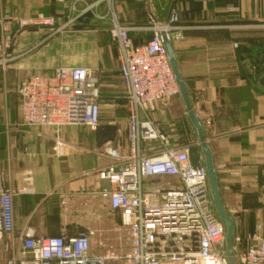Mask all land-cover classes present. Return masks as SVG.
Returning <instances> with one entry per match:
<instances>
[{
    "label": "crops",
    "instance_id": "0c3cea01",
    "mask_svg": "<svg viewBox=\"0 0 264 264\" xmlns=\"http://www.w3.org/2000/svg\"><path fill=\"white\" fill-rule=\"evenodd\" d=\"M112 5L126 26L145 25L149 13L165 23L171 8L178 10L184 39L172 46L196 117L202 127L206 120L212 122L203 131L222 204L237 234L254 233L264 222V87L259 84L264 75V0H113ZM107 11L106 5L99 9L101 15ZM67 12L63 0H0V17H61ZM66 22L64 16L61 23ZM102 25L111 28L109 19L88 17L64 33L24 30L12 50L15 60L0 70V183L15 192L17 234L32 228L38 237L53 238L62 229L69 236L86 228L112 229L109 206L99 195L109 186L97 171L113 162L104 155L106 150L127 153V110L121 100L119 118L126 122L119 127L102 123L117 127L112 143L99 147L98 131L86 127L62 128L58 133L66 146L58 156L57 131L26 127L16 95L18 85L35 75H50L59 68H104V48L94 47L99 38L94 29ZM142 36L131 33L135 45L146 40ZM98 84L101 90L99 79ZM123 95L119 78V99ZM151 118L162 124L173 145L196 148L204 160L181 97L160 106ZM61 195L68 197L66 208ZM116 216L114 227L120 221Z\"/></svg>",
    "mask_w": 264,
    "mask_h": 264
},
{
    "label": "built area",
    "instance_id": "2783aa9c",
    "mask_svg": "<svg viewBox=\"0 0 264 264\" xmlns=\"http://www.w3.org/2000/svg\"><path fill=\"white\" fill-rule=\"evenodd\" d=\"M63 1L68 12L61 17H0V70L15 60L12 50L24 30L49 28L57 34L88 17L110 20L127 110L128 150H106L113 162L97 173L109 186L99 195L120 221L111 235L90 228L76 236L62 229L53 238L38 237L32 228L17 234L15 192L0 183V243L6 264H229L226 225L216 213L204 160L199 156L201 167L194 168L189 148L173 145L162 124L151 118L160 106L181 97L163 42V34L171 44L184 39L178 10L171 8L165 23L149 13L145 25L126 26L117 19L113 0ZM103 5L105 15L99 13ZM64 16L67 22L62 24ZM133 32L150 37L135 45ZM16 95L26 127L57 131L58 156L66 146L59 130L86 127L97 132L103 102L118 108L116 99L102 97L94 70L83 67L32 76L18 85ZM211 125L206 120L203 127ZM60 200L66 208L68 197L61 195ZM232 251L237 264H264V222L252 234L236 233Z\"/></svg>",
    "mask_w": 264,
    "mask_h": 264
},
{
    "label": "water",
    "instance_id": "95a60500",
    "mask_svg": "<svg viewBox=\"0 0 264 264\" xmlns=\"http://www.w3.org/2000/svg\"><path fill=\"white\" fill-rule=\"evenodd\" d=\"M86 23H88V21H86ZM163 42H164V46L166 48V51L169 57L171 68L173 70V73L180 87L181 98L184 101L186 110L188 112L189 119L192 125L194 126L197 132V135H198L199 146L204 156V166L207 170L210 192H211V196H212V200L214 203L216 213L218 217L220 218V220L226 225V254L228 257V261H229V264H237L235 257L233 255V251H232L234 236H235V223H234L233 218L226 212L222 204L221 196H220L219 189H218L217 174H216L214 164H213L212 153L205 139L203 127L193 111L190 98H189V94L187 91V87L180 73L177 59L174 54L173 46L165 34H163ZM259 84L264 87V75L260 79ZM116 134H117L116 126L101 125L98 128L99 147H102L103 145L107 143H112L115 140ZM189 158L194 168L201 167V164L199 163L198 150L196 148L189 149Z\"/></svg>",
    "mask_w": 264,
    "mask_h": 264
},
{
    "label": "rangeland",
    "instance_id": "374dc122",
    "mask_svg": "<svg viewBox=\"0 0 264 264\" xmlns=\"http://www.w3.org/2000/svg\"><path fill=\"white\" fill-rule=\"evenodd\" d=\"M150 8V7H149ZM148 13V12H147ZM98 25V24H97ZM93 31V30H92ZM98 33L99 38H95L94 47H103L105 52V67H98L94 70L96 77L100 80L101 95L105 99H116V105L118 108L114 110L110 104L106 101L103 102V114L102 123H114L119 127V124L123 125L126 122L125 117L119 118V100H121V108H125L124 95L119 99V73H118V46L112 40L110 29L107 25L98 26L94 29ZM125 110V109H124ZM123 119V120H122ZM126 136V134L124 133ZM108 224L109 228L113 229V225L118 222V217L111 211H108ZM113 226V227H112ZM111 229V230H112ZM107 231L111 235L110 231ZM236 235V232H235ZM1 244V243H0ZM7 255L4 254L2 247L0 246V264H6Z\"/></svg>",
    "mask_w": 264,
    "mask_h": 264
},
{
    "label": "trees",
    "instance_id": "16d2710c",
    "mask_svg": "<svg viewBox=\"0 0 264 264\" xmlns=\"http://www.w3.org/2000/svg\"><path fill=\"white\" fill-rule=\"evenodd\" d=\"M143 36L142 37H144V39H146V40H148L149 39V35H146V34H142Z\"/></svg>",
    "mask_w": 264,
    "mask_h": 264
}]
</instances>
